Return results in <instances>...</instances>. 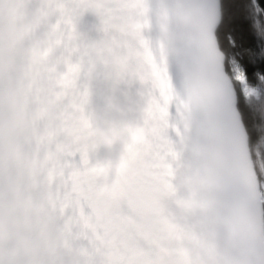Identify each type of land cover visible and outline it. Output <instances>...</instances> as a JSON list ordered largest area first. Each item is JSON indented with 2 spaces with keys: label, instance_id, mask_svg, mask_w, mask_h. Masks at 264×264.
I'll return each instance as SVG.
<instances>
[{
  "label": "snow or ice",
  "instance_id": "obj_1",
  "mask_svg": "<svg viewBox=\"0 0 264 264\" xmlns=\"http://www.w3.org/2000/svg\"><path fill=\"white\" fill-rule=\"evenodd\" d=\"M264 0H0V264H264Z\"/></svg>",
  "mask_w": 264,
  "mask_h": 264
},
{
  "label": "trees",
  "instance_id": "obj_2",
  "mask_svg": "<svg viewBox=\"0 0 264 264\" xmlns=\"http://www.w3.org/2000/svg\"><path fill=\"white\" fill-rule=\"evenodd\" d=\"M226 30L230 31L237 42V54L242 63L246 66L247 73L252 76L261 74L264 69V61L259 56L250 57L248 53L255 47L259 48L260 40L249 21L246 19V13L241 8H233L229 15V23Z\"/></svg>",
  "mask_w": 264,
  "mask_h": 264
}]
</instances>
